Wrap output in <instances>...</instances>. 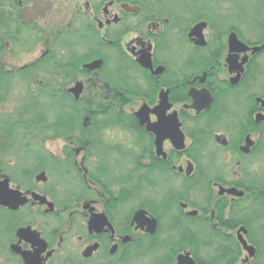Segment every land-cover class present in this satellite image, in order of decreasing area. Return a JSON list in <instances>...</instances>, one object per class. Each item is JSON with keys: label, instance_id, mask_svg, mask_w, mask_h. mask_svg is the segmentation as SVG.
<instances>
[{"label": "flooded vegetation", "instance_id": "1", "mask_svg": "<svg viewBox=\"0 0 264 264\" xmlns=\"http://www.w3.org/2000/svg\"><path fill=\"white\" fill-rule=\"evenodd\" d=\"M63 1L70 12L50 40L33 15L48 0L0 4V59L6 49L45 46L30 62L0 70H56L60 90L55 133L0 129V183L25 200L14 209L0 204V264H264V245L248 239L264 232L257 3ZM230 33L247 48L229 50ZM51 49L57 69L39 64ZM10 86L3 117L24 101L25 85ZM52 140L63 143L58 153L45 146Z\"/></svg>", "mask_w": 264, "mask_h": 264}, {"label": "trees", "instance_id": "2", "mask_svg": "<svg viewBox=\"0 0 264 264\" xmlns=\"http://www.w3.org/2000/svg\"><path fill=\"white\" fill-rule=\"evenodd\" d=\"M240 1L257 3L256 9H254L258 22L257 24H264V0ZM1 3L2 0H0V4ZM3 16L4 12L0 9V28L2 29L4 25ZM39 64H49V66H53L57 69V66L59 67L61 63L55 56V51L51 49L45 54V59H41ZM36 66L38 65L34 64L16 71L0 70V103L7 98L8 94L13 89V86H10V81H20L26 87L20 95L24 101L16 105L12 115L7 117L0 116V129L11 130L14 128H29L32 130H41L48 128L55 133V131L60 128L57 118L59 113L58 103L60 102V90L56 85L57 72L56 70L39 72V70L35 68ZM53 82H55V84H52ZM12 135L13 134H10L9 136ZM50 137L53 136H49V138ZM35 138L36 137H34V139ZM181 197H183L181 193L176 194L177 199ZM248 239L254 242L259 248L261 245H264V232L251 233Z\"/></svg>", "mask_w": 264, "mask_h": 264}, {"label": "rangeland", "instance_id": "3", "mask_svg": "<svg viewBox=\"0 0 264 264\" xmlns=\"http://www.w3.org/2000/svg\"><path fill=\"white\" fill-rule=\"evenodd\" d=\"M7 5L4 4V8H6ZM35 7V8H34ZM33 8V15L37 16L39 18V22L44 25V27L47 26V37H49V40L51 39V36L53 33L62 26V24L67 20L69 15V10L71 8V5L63 0H48V2H41L37 3ZM22 18L25 19L28 17V12H26V9H21ZM62 17L64 19H62ZM9 48V44L7 46ZM45 46L38 45L34 47L33 51L26 54L24 52L12 54L11 52L7 51L8 49L3 51V54L0 59V64L2 69H12L16 68L22 64L28 63L34 58H36L41 50H43ZM13 100V99H12ZM11 100V103L13 102ZM9 104V107L12 104ZM99 105V104H96ZM8 107V108H9ZM62 141L60 140H52L47 141L45 143V146L48 147L50 150H52L55 153H58L60 150V146L62 145ZM55 178L50 177L48 180L49 184L55 183ZM64 188L61 186L58 188L59 193ZM145 262H140L136 264H144ZM146 264V263H145ZM242 264V263H240Z\"/></svg>", "mask_w": 264, "mask_h": 264}, {"label": "water", "instance_id": "4", "mask_svg": "<svg viewBox=\"0 0 264 264\" xmlns=\"http://www.w3.org/2000/svg\"><path fill=\"white\" fill-rule=\"evenodd\" d=\"M204 23H197L195 24L193 27H192V30L191 32L194 33V34H197L200 32V30L202 29ZM238 46H240L242 49H246L247 46L242 43L234 33H230L229 37H228V47H229V50H234L235 48H238ZM260 47H257V49H259ZM98 62L99 61H94L90 64H87L86 66L89 67V68H93L95 67L96 65H98ZM80 90V87L79 85H75L74 87L70 88L69 91L72 92L74 94V97H77L78 96V92ZM143 110L142 108L137 112V114L139 113H142ZM178 130V129H177ZM178 145L177 147L180 148V147H183V137H182V133L178 130ZM158 148V152H159V147ZM33 195L35 197H39L38 195H35L33 193ZM40 200L43 202L45 201L44 200V197H40ZM25 200L22 198V199H18L17 197H12L11 194H8L6 193L4 190H3V184L0 183V204L1 205H5L7 206L8 208L10 209H14L16 208L18 205L22 204ZM52 203L51 202H48V208L49 209H52ZM144 211L140 210V211H137L134 215V217L137 218L138 215H142ZM108 227H111V225L109 224L108 222ZM151 227H154V219H152V226ZM240 243L242 245V247L246 250H248V253L250 256L253 255L254 251H253V247L250 246V245H247L246 241L240 237ZM23 257L25 258V255L22 254Z\"/></svg>", "mask_w": 264, "mask_h": 264}]
</instances>
